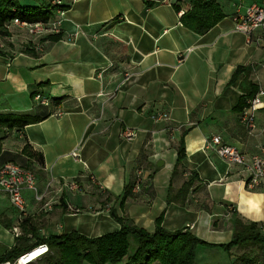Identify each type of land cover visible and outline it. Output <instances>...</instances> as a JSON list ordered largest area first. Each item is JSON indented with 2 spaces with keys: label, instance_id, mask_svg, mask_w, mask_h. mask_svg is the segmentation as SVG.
Here are the masks:
<instances>
[{
  "label": "crops",
  "instance_id": "1",
  "mask_svg": "<svg viewBox=\"0 0 264 264\" xmlns=\"http://www.w3.org/2000/svg\"><path fill=\"white\" fill-rule=\"evenodd\" d=\"M191 1L75 0L63 16L56 14L62 20L59 41L29 52L25 42L35 38L25 30L14 28L1 39L0 114L47 117L0 133V166L12 162L35 172L37 192L23 196L32 223L47 204V237L77 232L96 238L123 225L153 233L163 215L171 232L188 230L226 244L236 214L264 224V185L247 188L242 168L208 146L220 136L250 156L264 145V111L249 132L233 110L245 88L264 89L260 32L235 30L236 14L254 0H217L225 18L204 35L181 22ZM239 67L246 71L233 80ZM37 94L53 105H37ZM126 127L139 131L134 140L122 138ZM183 137L187 156L173 177ZM26 146L42 154L44 164L24 154ZM139 170L140 189L125 196ZM192 173L198 177L185 198L169 202L170 188L176 194ZM71 182L79 190L70 189ZM5 205L11 208L2 198L0 208ZM0 215L18 220V212L15 218ZM234 262L221 249H197L196 264Z\"/></svg>",
  "mask_w": 264,
  "mask_h": 264
},
{
  "label": "trees",
  "instance_id": "2",
  "mask_svg": "<svg viewBox=\"0 0 264 264\" xmlns=\"http://www.w3.org/2000/svg\"><path fill=\"white\" fill-rule=\"evenodd\" d=\"M190 4L188 11L182 15L181 22L185 27L199 35L208 33L225 18L217 0H192ZM54 10L52 0H48L45 4L43 2L40 6L22 5L19 0H0V40L11 36L6 25L15 18L30 23L48 22L54 16ZM177 11L180 12V9L178 8ZM60 39L61 34L50 35L43 38L40 43L43 44L45 41L57 42ZM26 48L29 52L36 51L29 45ZM244 71H246L245 68L239 67L233 75V80ZM259 89L255 85L245 88L244 95L239 98L233 110L241 115L244 109L248 107V101L256 96ZM45 117L47 115L0 114V133L23 130L28 125L41 122ZM23 153L30 157H36L39 164H44L43 155L34 154L28 146L24 148ZM186 156L183 137L178 149L173 177L180 173ZM22 167L29 169L25 166ZM197 177V174L192 173L190 179L174 195L172 188H170L168 201L180 202L183 200ZM132 189L133 184L131 183L126 187L124 195L128 196ZM0 223L8 230H11L15 225L3 215H0ZM162 223L163 215L157 219L156 229L153 233L137 226L123 225L119 231L96 238H89L72 232L59 236L51 235L47 238L37 237L34 244H28V239L33 238L38 229L31 219H27L20 225L22 236L15 239L13 247L1 254L0 262L15 259L34 245L46 243L50 248V254L43 260L46 259L47 264H83V262L89 264H196L197 249L200 246L208 249H221L230 257H233L234 249L235 251H242L240 255L236 254L234 264L261 263L260 256L251 255L248 249L256 247L264 254V224L246 221L236 214L233 221L232 240L226 244H212L200 239L188 230L171 232L163 227ZM132 241L136 242V249L133 253L130 252Z\"/></svg>",
  "mask_w": 264,
  "mask_h": 264
},
{
  "label": "built area",
  "instance_id": "3",
  "mask_svg": "<svg viewBox=\"0 0 264 264\" xmlns=\"http://www.w3.org/2000/svg\"><path fill=\"white\" fill-rule=\"evenodd\" d=\"M74 1L75 0H52V6L55 7L54 16L48 22L30 23L15 18L6 25V28L10 33L14 28L25 30L31 37L35 38L34 40L25 42V45H29L31 48H35L36 51H39L41 45L40 41L43 38L62 33V20L56 17V14L63 16L67 11V7L72 5ZM235 30L249 36L259 31L257 45L264 50V0H254L245 12L236 14ZM4 48L5 44L0 40V50L2 51ZM33 100L37 105L42 107L47 108L53 105L51 98L41 94L35 95ZM260 111H264L263 88H260L256 96L248 101V107H246L240 115V121L247 131L252 132L257 128V115ZM163 117L165 118L166 116L164 115ZM138 134L139 131L137 129L126 127L122 132V138L127 141H132ZM208 146L228 165L242 168L246 176L247 188L255 189L264 185V145H260L258 152L250 156L244 154L237 147L225 143L220 136H213ZM71 156L75 159L79 158L77 152H72ZM141 184L142 170H139L135 176L133 190L138 191ZM36 186L37 180L34 171L11 162L0 166V200L6 198L9 206L18 212V220L9 231L14 241L16 238L22 236L20 225L29 218L23 192L25 190L37 192ZM69 188L72 190H79V186L76 182H71ZM36 199L40 202L43 200V197L36 195ZM46 208L47 204L44 205L43 209L46 210ZM73 211L74 213L80 212L77 208H74ZM49 254V246L46 243H41L34 245L19 257L2 261L0 264H39Z\"/></svg>",
  "mask_w": 264,
  "mask_h": 264
},
{
  "label": "rangeland",
  "instance_id": "4",
  "mask_svg": "<svg viewBox=\"0 0 264 264\" xmlns=\"http://www.w3.org/2000/svg\"><path fill=\"white\" fill-rule=\"evenodd\" d=\"M30 1L33 0H19V2L22 5H25V3H28ZM48 0H44V4L47 3ZM13 32V31H12ZM5 204V203H4ZM3 204V205H4ZM30 206H32V203H29ZM6 206V207H5ZM4 207L2 206L0 208V212L4 211L6 215H8L11 218H15L17 217V212L12 209V208H7L8 206L5 205ZM41 210V209H40ZM40 213H38V215H36L35 217V221H34V225L36 226V228L38 229L37 234L33 235V238L30 237V239H28L29 243L28 244H34L38 238H47V222H46V213L44 214V210L39 211ZM3 217H5V215H3ZM8 229H6L2 224H0V255L5 252L8 248H10L13 245V239L11 237V235L7 234ZM136 249V242L132 241L131 244V249L130 252L133 253ZM248 252L251 253V255H258L260 256V264H264V254L263 251L259 250L258 248L254 247V248H249ZM233 257L236 258L237 255H240L242 253V251H233ZM40 264H47L46 263V259L41 261ZM83 264H89L88 262H83Z\"/></svg>",
  "mask_w": 264,
  "mask_h": 264
},
{
  "label": "water",
  "instance_id": "5",
  "mask_svg": "<svg viewBox=\"0 0 264 264\" xmlns=\"http://www.w3.org/2000/svg\"><path fill=\"white\" fill-rule=\"evenodd\" d=\"M176 3V0H172V4H175ZM163 164H159L158 166H162Z\"/></svg>",
  "mask_w": 264,
  "mask_h": 264
}]
</instances>
